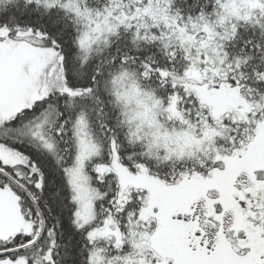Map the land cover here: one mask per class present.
I'll list each match as a JSON object with an SVG mask.
<instances>
[{
    "label": "snow or ice",
    "instance_id": "snow-or-ice-1",
    "mask_svg": "<svg viewBox=\"0 0 264 264\" xmlns=\"http://www.w3.org/2000/svg\"><path fill=\"white\" fill-rule=\"evenodd\" d=\"M0 264H264V0H0Z\"/></svg>",
    "mask_w": 264,
    "mask_h": 264
}]
</instances>
